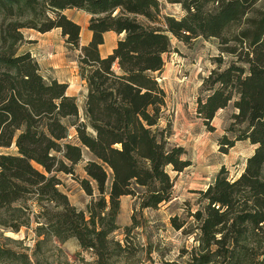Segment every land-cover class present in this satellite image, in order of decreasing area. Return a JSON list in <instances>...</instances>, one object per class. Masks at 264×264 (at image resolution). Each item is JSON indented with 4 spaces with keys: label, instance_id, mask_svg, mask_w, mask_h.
Returning <instances> with one entry per match:
<instances>
[{
    "label": "trees",
    "instance_id": "1",
    "mask_svg": "<svg viewBox=\"0 0 264 264\" xmlns=\"http://www.w3.org/2000/svg\"><path fill=\"white\" fill-rule=\"evenodd\" d=\"M168 1L180 3L184 13L179 17L163 13L161 0H0V145L15 140L18 152L0 153V206L29 191L47 194L61 207L45 215L58 238L75 236L80 246L106 258L113 241L109 233L118 226L120 196L136 194L135 186L140 185L145 187L140 206L156 207L171 195L173 177L166 166L181 171L191 162L183 157L182 145L167 146L157 129L165 98L158 76L171 47L170 34L184 42L202 35L225 43L227 29L245 19L247 25L233 39L246 48L242 59L246 66L232 61L222 70L212 69L202 80L208 92L205 97L197 94L196 113L208 122L235 91L234 122L246 125L222 142L230 147L235 140L248 138L255 146L237 177L230 179L225 167L219 168L200 190L206 200L203 211L194 214L200 221V243L214 245L213 252L229 264H243L251 238L259 229L264 231V0ZM72 7L90 13L91 36L84 44L79 42L80 24L64 12ZM250 12L253 15L247 16ZM25 27L40 32L58 27L65 43L79 49V75L87 92L85 120L73 122L76 142L67 140L63 121L78 117L76 98L66 93L67 82L46 80L32 53L20 50ZM107 30L124 35L101 55L99 46ZM235 45L226 50L235 52ZM82 146L95 156L85 162L84 170L103 194L90 202L88 215L57 188L60 181L51 173H72L82 159ZM106 167L112 173L107 191ZM79 181L91 194L90 179ZM115 244L121 247L119 241ZM198 260L209 258L203 253Z\"/></svg>",
    "mask_w": 264,
    "mask_h": 264
},
{
    "label": "rangeland",
    "instance_id": "2",
    "mask_svg": "<svg viewBox=\"0 0 264 264\" xmlns=\"http://www.w3.org/2000/svg\"><path fill=\"white\" fill-rule=\"evenodd\" d=\"M160 4L163 13H170L176 17L184 13L178 2L161 0ZM258 6L260 2L256 5ZM65 12L79 21H84L87 15L77 8L66 9ZM252 15L250 12L247 16ZM246 25L245 19L231 25L225 32L227 38L225 43H220L216 36L202 35L184 42L170 34L171 47L164 53L163 67L164 74L168 76L162 83H165L170 91L183 89V85L178 86L181 78L183 79L181 81H188L191 87L188 90L189 94L185 96V106L181 110L177 112L175 105L171 103L164 108L161 107L157 129L162 133L167 146L182 145L185 149L183 157L191 161L183 170L176 171L175 176L172 166L170 164L166 166L173 177L170 197L175 191H181L179 198L171 200L168 204L167 200H164L156 207H141L140 195L145 187L135 186L136 194H130L133 200L125 213V216L130 214V221L125 224L122 217L118 219V208L115 218L118 226L109 233V238L113 241L107 250L108 256L100 259L93 248L80 246L75 236L58 238L54 233L55 226L52 220L49 219L48 223L45 216L46 213L51 215L61 209L58 201L48 199L47 194L40 195L29 191L22 197L0 206V249L2 247L8 249L3 250L5 252L0 250V264H229L228 259H223L213 252L214 245L206 247L200 243V221L194 214L197 210L203 211L206 200L201 189L196 187H205L207 183L212 182L222 165L228 178L237 177L255 144L248 138L237 139L230 147H225L222 142L223 137L233 138L238 129L246 125L245 121L234 122L233 113L237 111L234 100L238 97L235 91L227 104L218 108L208 122L196 113L197 104L193 108L190 102H196L197 95L193 96L195 90L201 97H205L208 84H202L201 80L212 69L222 70L232 61L246 66L242 60L246 57L244 53L246 48L244 45H235L236 40L233 39L238 30ZM22 31L24 41L20 50L32 47L37 56L43 59V73L48 76L50 70H55L58 78L68 81L69 90L76 93L80 104L78 117H67L63 120L67 124L68 134H71L73 128L75 130L73 122L76 119L85 120L84 108H81L85 99V88L79 75L77 59L79 49L66 44L59 30L44 34L34 28L25 27ZM108 45L109 39L106 37L102 46L103 52H106ZM230 45L236 46L235 52L226 50ZM52 52L55 55H52ZM52 58L56 59L55 65L48 62V59L51 61ZM198 81H201L199 87L196 86ZM67 140L77 141L74 135H67ZM0 153L17 154L15 140L8 146L0 145ZM90 158L95 156L82 146V159L74 164L72 173L58 170L51 172L60 181L56 184L57 188L66 193L69 201L78 209H83L86 215L90 202L94 203L103 195L98 191L95 181L84 170V164ZM32 163L38 169H42L35 161ZM106 168L107 191L112 173L110 168ZM83 177L90 179L93 187L91 194H88L80 184L79 179ZM106 191L104 195L107 199ZM172 221L181 226L175 227ZM115 241H119L121 247H117ZM250 246L248 258L243 264H264V231L260 229L257 231L250 240ZM9 249L13 252H9ZM203 253H206L208 261L198 260L199 255Z\"/></svg>",
    "mask_w": 264,
    "mask_h": 264
},
{
    "label": "crops",
    "instance_id": "3",
    "mask_svg": "<svg viewBox=\"0 0 264 264\" xmlns=\"http://www.w3.org/2000/svg\"><path fill=\"white\" fill-rule=\"evenodd\" d=\"M72 8H75V7H72ZM66 9H71V8H66ZM65 9V10H66ZM78 9V8H77ZM65 10H64V12H65ZM79 10H83V9H79ZM84 12H86L85 10H83ZM66 13V12H65ZM67 14V13H66ZM86 17L84 18V21H79L77 18H75L73 15H68L70 18H72L73 20H75L77 23H79L80 24V38H79V42H80V44H84V43H86L89 39H90V36H91V31L88 29V27H87V25H88V20H89V17H90V13H88V12H86ZM57 31L58 32V30L60 31V29L58 28V27H55V28H52V29H50V30H47V31H45V32H41V33H44V34H46V33H48V32H51V31ZM81 31H83V35L81 36ZM40 32V31H39ZM61 33V32H60ZM124 35V32H121V33H117V32H115V31H113V30H107V31H105L104 32V34H103V36H104V40H105V38L106 37H108V39H109V45L107 46V50H106V52H103L102 51V46H103V44H104V42L103 43H101L100 44V46H99V51H100V54L101 55H106L107 53H109L110 52V50H111V48H113V46L115 45V43H116V40H117V38H120V37H122ZM114 40H115V43H114ZM113 43V44H112ZM24 50H29L31 53H32V55L36 58V60H37V62H38V64H39V68H40V72L42 73V75H43V77L44 78H46L47 80H50V79H52V78H56L57 80H59V81H64V82H67V84H68V86H67V88H66V93L67 94H69V95H73V96H75V98H76V93L75 92H73V91H70L69 90V83H68V81H66V80H64V79H59L58 78V73L55 71V70H50V74L48 75V76H50V78L48 77V76H46L44 73H43V67H44V63H42V57H38L37 56V54L34 52V50H33V48L32 47H27V48H25ZM52 55H55V53H53L52 52ZM54 61H56V59L54 58H52L51 59V61L48 59V62H51V64H53V65H55L56 63H54ZM174 61V60H173ZM46 64H48V63H46ZM165 65V64H164ZM164 65H163V67H164ZM166 76H168V74H164V70H163V68H162V70L160 71V73H159V76H158V78H159V82H160V84H161V86L164 88V90H165V98H164V104L162 105V107L164 108V106L166 105V106H168L170 103L172 104V105H175V107H176V110H177V112L179 111V110H181L182 108H183V106H185V96H187L189 93H188V90L190 89V84L188 83V81H181V80H183V79H181L180 78V83H178V86L179 85H183L182 87H184L183 89L182 88H177L175 91L172 89L171 91H170V89L168 88V86L167 85H165V83L163 84L162 83V80L164 79V78H166ZM81 78V77H80ZM202 81V80H201ZM201 81H198L197 83H196V86L197 87H199V85L201 84ZM81 82H82V85L84 86V88H85V95H86V92H87V89H86V84H85V81L81 78ZM191 94V93H190ZM198 93H197V91L195 90V91H193V96L194 97H196V95H197ZM85 97V96H84ZM191 97V96H190ZM186 100H187V97H186ZM76 101H77V98H76ZM77 104H78V112H79V109H80V104L78 103V101H77ZM190 104H191V107H193L194 108V105L196 104V102H193V101H191L190 102ZM84 105H85V99H84V103H83V107H81V108H84ZM72 135H74V137L77 139V136H76V131L74 130V128H73V131H72V133L71 134H68V136H72ZM240 173V172H239ZM177 174V172H176V170H175V173H174V176ZM209 183H211V182H209ZM209 183H207L206 185H205V187L209 184ZM175 186H176V184H175ZM205 187H196V188H198V189H205ZM188 188V187H187ZM188 190H191V189H188ZM179 196H181V191L179 192V191H175V194H172V196L166 201V204H168L171 200H175V199H177V198H179ZM132 200H133V198H132V196L130 195V194H122L121 196H120V202H119V212H118V219H119V217L121 218H123V223H128L129 221H130V214H128V216L126 215L125 216V213H126V210L128 209V207H130L131 206V203H132ZM130 209V208H129ZM74 242H76L77 243V241L75 240Z\"/></svg>",
    "mask_w": 264,
    "mask_h": 264
},
{
    "label": "built area",
    "instance_id": "4",
    "mask_svg": "<svg viewBox=\"0 0 264 264\" xmlns=\"http://www.w3.org/2000/svg\"><path fill=\"white\" fill-rule=\"evenodd\" d=\"M159 79V78H158Z\"/></svg>",
    "mask_w": 264,
    "mask_h": 264
}]
</instances>
